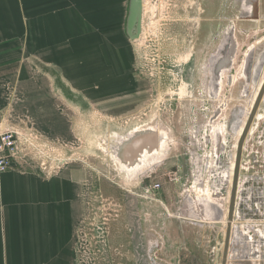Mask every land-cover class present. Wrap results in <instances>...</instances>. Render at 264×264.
Wrapping results in <instances>:
<instances>
[{
    "label": "rangeland",
    "instance_id": "374dc122",
    "mask_svg": "<svg viewBox=\"0 0 264 264\" xmlns=\"http://www.w3.org/2000/svg\"><path fill=\"white\" fill-rule=\"evenodd\" d=\"M256 3L143 0L129 69L90 45L82 67H49L37 54L27 67L23 52L17 67L2 69L17 76L0 93V118L21 133L15 169L49 176L73 167L83 175L86 218L91 204L105 212L87 228L107 213L115 225L110 249L100 241L103 254L92 260L89 239L72 264L222 263L240 129L264 79V0ZM68 70L79 83H66ZM258 113L244 143L227 264H264V246L247 240L259 233L244 210L264 229V98ZM138 130L157 133V148L121 147ZM156 183L161 188L146 194Z\"/></svg>",
    "mask_w": 264,
    "mask_h": 264
},
{
    "label": "crops",
    "instance_id": "0c3cea01",
    "mask_svg": "<svg viewBox=\"0 0 264 264\" xmlns=\"http://www.w3.org/2000/svg\"><path fill=\"white\" fill-rule=\"evenodd\" d=\"M128 2L0 0V93L3 83L17 79L2 69L17 67L23 52L27 67L34 68L36 54L49 67L56 61L82 67L90 45L117 69L132 68ZM72 74L63 71L66 83H79ZM82 181L73 167L49 176L20 169L0 176V264H72L79 258L80 227L89 211Z\"/></svg>",
    "mask_w": 264,
    "mask_h": 264
},
{
    "label": "water",
    "instance_id": "95a60500",
    "mask_svg": "<svg viewBox=\"0 0 264 264\" xmlns=\"http://www.w3.org/2000/svg\"><path fill=\"white\" fill-rule=\"evenodd\" d=\"M142 28H143V0H129L128 14H127V19H126V34L128 38L131 40L138 39L142 33ZM227 50L228 49H226V51L224 52L225 56L218 59V61L216 62V66L221 59H227L228 53H229L227 52ZM263 98H264V79L261 83L259 93L249 113L248 119L245 123V126L243 128V131L241 133V136L237 144L236 166L234 169L233 180H232V189H231V197H230L229 212H228V225H227V230H226V234L224 238L223 255H222L221 264H227L228 258H229V250H230L231 239H232L231 238L232 220H233V213H234V208H235V203H236L238 180H239V175H240V167H241L244 143H245L246 137L249 134V131L251 129V126L253 124V121L256 117L258 108ZM142 135L143 134L135 136L131 141L124 143V145H121V147H126V148L132 147L135 149L134 152H140L142 151V148L144 147L150 150H152L153 148H157L158 146V137H157L158 134L157 133H150L147 135V137L145 135H144L145 137ZM148 137H152V138L145 139ZM123 149L124 148L120 149L119 155L120 157L123 156L127 158V156L122 153V151H124Z\"/></svg>",
    "mask_w": 264,
    "mask_h": 264
},
{
    "label": "built area",
    "instance_id": "2783aa9c",
    "mask_svg": "<svg viewBox=\"0 0 264 264\" xmlns=\"http://www.w3.org/2000/svg\"><path fill=\"white\" fill-rule=\"evenodd\" d=\"M20 139H21V133L9 121L0 118V176L3 173L16 168L18 164V161L16 158L19 152ZM242 168H243V165H242V160H241L240 171ZM240 179L241 177L239 175L236 203H235L233 220H232L233 222L235 221L240 211L239 206H241V203L238 201L240 187H241ZM160 188H161V184L156 183L152 187L146 188L145 191H146V194L152 193L153 195L154 191ZM229 204H230V201H229ZM244 210L248 215L252 216V218L246 220L247 222L246 225L253 227L256 230V232L259 233L258 239H254L253 236L248 235L247 240L250 241L251 243H258L260 247H263L264 246V229L258 228V226H260L261 224H259L257 220L253 219V215H255V212L254 210L251 209V207H248L247 210L244 207ZM233 227L235 230V222H234ZM242 242H247V241H242ZM154 243H156V241H154Z\"/></svg>",
    "mask_w": 264,
    "mask_h": 264
},
{
    "label": "flooded vegetation",
    "instance_id": "af4514ba",
    "mask_svg": "<svg viewBox=\"0 0 264 264\" xmlns=\"http://www.w3.org/2000/svg\"><path fill=\"white\" fill-rule=\"evenodd\" d=\"M252 2L255 3V8H257V3H256V0H252ZM263 81V80H262ZM262 83V82H261ZM261 83H260V86H261ZM260 86L257 88L258 89V92H256L254 95V97L257 98L256 95H258L259 93V88ZM255 98V100H256ZM254 105V103H253ZM102 207L99 206V204H95L94 206L91 204V212H90V215L88 218H86L87 214L84 216V219H83V222H82V225H81V233L79 234V245H80V250H79V256L81 253H84V249L86 248V245L89 244L87 240L90 239V244H89V251H88V247H87V250L85 251V253L87 255H89V258H92V260H95L96 258H98L101 254H103V248L100 247V241H105V243H108V247L107 249H110L109 247L111 246V242H112V237L114 236V226L115 225H112L111 224L109 225V213L108 216L107 214L104 215V221L99 223V224H96L94 225L93 227H88L87 228V225H86V222L88 223L91 222L90 224H95L96 222V219L97 217H102L103 216V213L104 212V209H101ZM99 212H102V213H99ZM116 217H119V214H116ZM115 218V216H114ZM92 219H94L92 221ZM114 224V222H113ZM109 225V227H108ZM89 229H91L92 232H87V230L89 231ZM84 245V246H83ZM147 254V253H145ZM113 255V252L110 251L108 253H106V256H110Z\"/></svg>",
    "mask_w": 264,
    "mask_h": 264
},
{
    "label": "bare ground",
    "instance_id": "6f19581e",
    "mask_svg": "<svg viewBox=\"0 0 264 264\" xmlns=\"http://www.w3.org/2000/svg\"><path fill=\"white\" fill-rule=\"evenodd\" d=\"M143 8H144V4H143ZM143 11H144V9H143ZM259 89H260V88H259ZM257 92H258V91H257ZM254 96H255V95H254ZM256 96H257V95H256ZM254 98H256V97H254ZM248 115H249V114H248ZM259 117H260V113L257 114V116L255 117V119H258ZM243 128H244V127H241V129H240V130H241L240 135H241V133H242V131H243ZM148 131H151V130H148ZM148 131H145V132H148ZM137 132L142 134L143 131H142V130H141V131L138 130ZM145 132H143V133H145ZM152 132H154V131H152ZM138 133H137V134H138ZM154 133H155V132H154ZM160 134H162V135H166V132L163 131V130H161ZM135 136H136V134H135L132 138H134ZM238 139H239V138H238ZM130 140H131V139H130ZM124 143H125V142H124ZM164 145H165V141H164V140H161V145H160V146H161V147H164ZM152 150H153V149H152ZM143 152H145V151H143ZM139 155H140V154H139ZM139 155H138V156H139ZM233 159H234V158H233ZM233 161H234V160H233ZM233 161H232V162H233ZM234 164H235V163H234ZM242 164H243V163H242ZM129 165H130V164H129ZM130 166H131V165H130ZM234 167H235V166H234ZM129 169H131V168H129ZM233 169H234V168H233ZM233 173H234V172H233ZM230 177H231V175H230ZM240 182H241V180H240ZM205 192H206V191H205ZM207 193H209V192H207ZM205 195H206V193H205ZM207 195H208V194H207ZM212 200H213V199H212ZM207 205H208V204H207ZM207 209H208V208H207ZM211 211H212V210H211ZM233 236H234V235L232 234L231 238H233Z\"/></svg>",
    "mask_w": 264,
    "mask_h": 264
}]
</instances>
